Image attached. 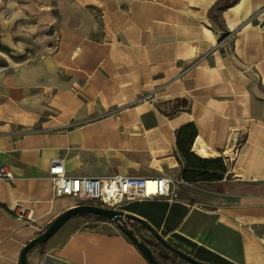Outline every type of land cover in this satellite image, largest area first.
Masks as SVG:
<instances>
[{
  "label": "crops",
  "instance_id": "obj_1",
  "mask_svg": "<svg viewBox=\"0 0 264 264\" xmlns=\"http://www.w3.org/2000/svg\"><path fill=\"white\" fill-rule=\"evenodd\" d=\"M222 1L0 0V168L14 175L0 180V264L75 206L53 194V159L70 177L181 180L175 200L118 207L144 223L128 221L136 237L264 264V0ZM188 124L190 154L225 167L201 170L215 179L183 178L198 171L177 150ZM29 200L34 222L10 213ZM27 264L149 263L114 224L75 217Z\"/></svg>",
  "mask_w": 264,
  "mask_h": 264
},
{
  "label": "built area",
  "instance_id": "obj_2",
  "mask_svg": "<svg viewBox=\"0 0 264 264\" xmlns=\"http://www.w3.org/2000/svg\"><path fill=\"white\" fill-rule=\"evenodd\" d=\"M48 178L55 197L69 196L75 205L89 204L103 209H117L125 202L153 197L175 200L177 194L172 187L183 182L165 176L148 179L121 175L109 178L70 177L66 175L61 159L50 161ZM0 180L13 181L14 175L2 167ZM34 204L32 200L16 201L9 211L18 219L34 222Z\"/></svg>",
  "mask_w": 264,
  "mask_h": 264
},
{
  "label": "water",
  "instance_id": "obj_3",
  "mask_svg": "<svg viewBox=\"0 0 264 264\" xmlns=\"http://www.w3.org/2000/svg\"><path fill=\"white\" fill-rule=\"evenodd\" d=\"M79 214H91L105 219L107 222L114 224L117 229L122 232L127 239L137 248V250L143 255V257L148 261L149 264H160L154 258L152 251L146 245V243L136 237L134 231L130 228L128 221H133L139 223L142 226H145L140 220L136 217L124 214L122 211L113 210V209H103L100 207H96L93 205H75L72 208L64 211L58 217H56L50 225L39 235H37L34 239L30 240L21 250L19 257V264H27V254L31 248L37 245H41L46 243L49 239H51L64 224H66L72 217L77 216ZM156 239L169 251L175 253L179 257L183 258L190 264H204L194 260L191 257L173 249L166 243H164L158 236Z\"/></svg>",
  "mask_w": 264,
  "mask_h": 264
},
{
  "label": "trees",
  "instance_id": "obj_4",
  "mask_svg": "<svg viewBox=\"0 0 264 264\" xmlns=\"http://www.w3.org/2000/svg\"><path fill=\"white\" fill-rule=\"evenodd\" d=\"M229 3H230V0L222 1V4H218V7L220 9H223ZM212 19L216 21V17L213 16ZM195 136H196V129L194 125L192 124H188V125L181 127L176 133V144H177L178 153L185 159L187 163H190V164L195 163V166H197L198 168L197 172L189 173L186 171V173L183 174V178L189 179L190 177H192V178H196L199 180L215 179L217 177L215 173L212 175H209L208 173H202L201 170H204V171L212 170L214 172L216 171L224 172L225 167L223 166L221 161L206 162V161L196 159L190 154V147H191V144ZM75 217L87 218L96 223L107 222L105 219L95 216V215H91V214H79L77 216L72 217L71 219ZM96 225L97 224L88 225L86 228L94 230L97 228ZM144 242L152 251V254L154 258L156 259V261H158L160 264H190L187 261H185L183 258L176 255L175 253H173L172 257H169L167 253L170 251L166 247H164L161 243H159V245L156 248V246H154L153 244L147 241H144ZM44 244H41V245H44ZM41 245H37V246H41ZM37 246H34L33 248H31L29 252H31ZM161 246H163L164 251L162 250Z\"/></svg>",
  "mask_w": 264,
  "mask_h": 264
},
{
  "label": "bare ground",
  "instance_id": "obj_5",
  "mask_svg": "<svg viewBox=\"0 0 264 264\" xmlns=\"http://www.w3.org/2000/svg\"><path fill=\"white\" fill-rule=\"evenodd\" d=\"M196 154L198 155V156H200V157H202V158H208L210 155L205 151V149H198L197 151H196ZM211 155H213V154H211ZM6 168V167H5ZM65 170V169H64ZM67 175V174H66ZM68 176V175H67ZM6 182V181H5ZM10 182H12V181H10ZM63 197H69V196H63ZM83 205H87V204H83ZM89 205V204H88ZM94 206V205H93ZM118 209V208H117ZM117 209H113V210H117ZM34 221H35V219H34Z\"/></svg>",
  "mask_w": 264,
  "mask_h": 264
},
{
  "label": "rangeland",
  "instance_id": "obj_6",
  "mask_svg": "<svg viewBox=\"0 0 264 264\" xmlns=\"http://www.w3.org/2000/svg\"><path fill=\"white\" fill-rule=\"evenodd\" d=\"M89 225H94V224H89ZM97 226V225H96ZM107 228H106V226H104L101 230H106Z\"/></svg>",
  "mask_w": 264,
  "mask_h": 264
}]
</instances>
